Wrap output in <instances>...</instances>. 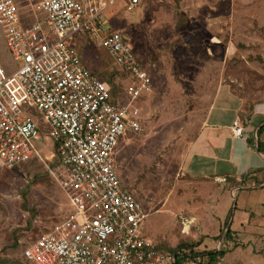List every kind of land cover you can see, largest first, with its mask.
<instances>
[{
    "label": "rangeland",
    "instance_id": "obj_1",
    "mask_svg": "<svg viewBox=\"0 0 264 264\" xmlns=\"http://www.w3.org/2000/svg\"><path fill=\"white\" fill-rule=\"evenodd\" d=\"M15 2L26 26L46 16L34 14L37 0ZM104 20L96 36L76 34L71 40L83 65L110 85L120 103L127 102L132 79L102 44L110 32H119L153 79L151 94L136 103L143 107L142 131L125 135L116 149L120 178L148 214L140 234L168 253L179 246L192 250L186 244L199 227L217 229V215L224 217L211 203L220 193L216 199L204 195L212 181L195 177L207 173V165L191 164L187 151L220 87L248 104L264 99V0H141L134 12L119 2ZM0 63L14 67L1 26ZM39 120L44 136L36 146L44 160L36 157L13 169L0 161V264H32L25 249L71 210L51 172L55 164L46 160L54 148L51 128ZM241 195L228 194L233 213L242 207L264 211V189L252 192L245 204ZM184 222L191 225L187 232Z\"/></svg>",
    "mask_w": 264,
    "mask_h": 264
},
{
    "label": "built area",
    "instance_id": "obj_2",
    "mask_svg": "<svg viewBox=\"0 0 264 264\" xmlns=\"http://www.w3.org/2000/svg\"><path fill=\"white\" fill-rule=\"evenodd\" d=\"M134 12L141 0H37L34 14L44 19L24 25L15 0H0V26L14 67L0 63V161L10 169L38 157L43 139L39 117L51 128L54 148L46 160L65 192L71 210L52 231L24 252L32 264H177L168 253L143 238L148 217L143 205L120 178L117 146L128 133L143 129V107L153 79L128 39L110 32L102 44L132 79L127 102L85 67L71 44L76 34L97 32L104 14L118 3ZM236 138L241 121L232 124ZM183 231L188 228L184 222ZM184 264H196L189 252Z\"/></svg>",
    "mask_w": 264,
    "mask_h": 264
},
{
    "label": "crops",
    "instance_id": "obj_3",
    "mask_svg": "<svg viewBox=\"0 0 264 264\" xmlns=\"http://www.w3.org/2000/svg\"><path fill=\"white\" fill-rule=\"evenodd\" d=\"M261 101L264 99L248 104L228 86L220 87L198 135L189 145L187 158L191 164L198 160L199 166L207 165V173L195 177L212 181L213 185L207 187L204 195L216 199L220 193L219 199L211 203L215 212L224 217L222 220L217 215V221L222 222L217 229L201 225L200 233L186 244L193 246L188 252L192 251L196 264H206L207 257L202 255L217 251H223L224 255L214 264H259L264 261V211L242 207L233 213L228 201V194L237 199L241 190V201L245 204L252 192L264 189V152H260L257 141V132L264 126ZM235 120L241 121L244 127L241 138L234 137L232 124ZM261 139L264 143V132ZM228 179L230 185L226 184ZM224 184L223 192H216ZM201 211L197 209L195 213ZM190 228L188 224L187 229ZM228 230L230 234L226 236Z\"/></svg>",
    "mask_w": 264,
    "mask_h": 264
},
{
    "label": "trees",
    "instance_id": "obj_4",
    "mask_svg": "<svg viewBox=\"0 0 264 264\" xmlns=\"http://www.w3.org/2000/svg\"><path fill=\"white\" fill-rule=\"evenodd\" d=\"M122 4L124 5V3H122ZM124 8H125V6H124ZM125 11H126V9H125ZM113 95H114V92H113ZM263 132H264V126L261 127L257 132V141H258V146H259L260 152H264V143L262 142V139H261ZM229 234H230V231L228 230L225 235L228 236ZM183 248H185V247L179 246L177 248L179 250V253L177 255V264H184L188 259V257H187L188 255L186 253V252H188V250L183 249ZM177 249H172L170 253H175V251ZM189 253H190V256H192L194 258V256L192 255L193 254L192 251ZM223 255H224L223 251H217V252H213V253H204L202 256L207 257V263L206 264H214L219 260V258H222Z\"/></svg>",
    "mask_w": 264,
    "mask_h": 264
}]
</instances>
